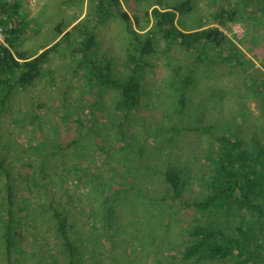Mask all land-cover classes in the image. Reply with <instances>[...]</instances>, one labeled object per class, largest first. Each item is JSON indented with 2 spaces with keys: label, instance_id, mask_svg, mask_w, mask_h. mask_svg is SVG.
Here are the masks:
<instances>
[{
  "label": "trees",
  "instance_id": "trees-1",
  "mask_svg": "<svg viewBox=\"0 0 264 264\" xmlns=\"http://www.w3.org/2000/svg\"><path fill=\"white\" fill-rule=\"evenodd\" d=\"M152 2L142 22L121 0H87L80 20L91 27L74 31L79 17L66 26L58 20L51 42L31 54L16 48L20 1L6 8L0 120L25 123L27 141L1 143L0 135V264H99L111 242L119 254L139 247L160 264L174 226L191 210L170 264H264V72L206 24H262L264 0L222 4L188 29L179 20L190 0ZM115 17L127 34L124 52L112 56L99 51L95 32ZM52 52L66 65L59 74L44 66ZM160 62L169 73L147 78ZM47 73L45 101L36 95L8 113L14 94ZM75 87L80 94L71 97ZM240 97L253 100L257 113ZM228 104L237 109L225 111Z\"/></svg>",
  "mask_w": 264,
  "mask_h": 264
},
{
  "label": "rangeland",
  "instance_id": "rangeland-1",
  "mask_svg": "<svg viewBox=\"0 0 264 264\" xmlns=\"http://www.w3.org/2000/svg\"><path fill=\"white\" fill-rule=\"evenodd\" d=\"M55 3V6L51 7V2ZM152 1L156 0H121L123 8L126 12L131 15L133 18V12H136L143 22L145 17V10L149 13L150 7L153 4ZM165 5H172L175 1L179 0H157ZM234 0H190L189 9L183 11V14L180 16V28L188 29L190 27H194L208 16L211 12L215 10L220 5H224L226 9L231 7V4ZM163 7V5H158ZM87 10V0H39L36 6L31 7L25 2L20 1V13L16 25L22 27L23 29L20 31L19 39L17 42V49L20 51L26 52V54H31L35 50H38L39 47L46 45L51 42L54 38L55 30L54 27L56 23L62 21V25L66 26L69 22L75 20L76 17H79L76 21L80 20L82 15H84ZM264 17V15L262 16ZM249 20V19H247ZM75 21V22H76ZM108 21L106 26H97L96 29V38L99 42V51H105L112 56L120 55L124 52V47L126 44L124 41V36L127 34L123 23H120V18H113ZM110 23V24H109ZM207 25L218 26L226 36L227 42H234L237 46H239L245 53H247L248 58H251L253 62V66H257L264 72V19L263 23L260 24L258 22H254L249 24L246 20H239L232 23H226L224 26L220 25L217 22L209 21L206 23ZM93 25L90 23L88 18L81 19L79 25L74 28V31L84 27H91ZM104 26V27H103ZM93 32V31H92ZM97 43V42H96ZM96 45V44H95ZM94 45V46H95ZM161 47V46H160ZM117 63V62H115ZM158 64L156 71L151 69L148 71L146 77L152 78V80H157L160 78L159 76H165L169 71L163 62ZM64 64V60L56 55L55 53H50L48 57V61L45 62V67L51 68L55 71L56 74H59L58 71H64L66 65L61 68V65ZM250 64H247L248 67ZM252 66V67H253ZM251 67V68H252ZM236 72V69H231V74L233 75ZM232 75H229L231 77ZM50 77V74L47 73L44 77L41 78L40 81H36L31 86H28L24 93L16 92L14 94V98L11 99L13 105L8 108V113L11 112L13 115L16 113L17 109L20 107H24L29 104L33 100H36V95L38 97H42L41 100L45 101L46 96L51 93L47 91V88L43 84V82ZM233 81V76H232ZM199 88L205 89V84L198 82L196 84ZM37 91V92H36ZM80 92L77 87L73 88L69 95L71 97L79 96ZM53 95V94H52ZM109 95V92H104V99ZM241 105L247 106L249 113H257L256 105L253 100L248 99L246 97H240L235 100ZM226 106V105H225ZM237 109L233 104H228L225 107V111L231 112ZM210 110V109H208ZM212 114H215V109L210 110ZM25 123H21L15 118L10 117L9 115L3 114L0 120V135L2 136L1 143L6 142L7 140H21L24 142L27 141V137L23 135ZM27 125V124H26ZM80 146L78 151L83 150V145L78 143ZM77 151L71 152L72 157L77 155L74 154ZM82 156V152H81ZM12 157V156H10ZM107 164V169L111 172L117 169L116 161L109 160L104 161ZM108 170L104 171V174H108ZM10 173V171H9ZM3 180L5 181L4 175L0 172V191H2ZM22 184H16L17 192H22L21 188ZM195 190L198 189L197 186H194ZM119 198H126L129 194H117ZM193 211H183L182 217L177 221L174 228L176 229L172 233V238L168 246L170 248H174L173 243H176L177 246H182V237H183V229L179 228L182 224H186L192 217ZM181 217V218H182ZM183 225V226H184ZM165 243L162 245V247ZM116 243H110V245H105L101 247L104 252L100 260L99 264H151L149 259L139 253V247L133 249V253L130 251V255L125 256L124 254H119L116 250ZM149 247H152L149 245ZM168 255L173 256L177 254L175 251H169ZM127 250H130L128 248ZM168 255H160L163 256L160 260V264H170V261L167 258H172ZM167 257V258H166ZM174 262V261H172ZM174 264H191L188 262L180 261V259L176 258ZM203 264H230L225 262H204Z\"/></svg>",
  "mask_w": 264,
  "mask_h": 264
},
{
  "label": "built area",
  "instance_id": "built-area-1",
  "mask_svg": "<svg viewBox=\"0 0 264 264\" xmlns=\"http://www.w3.org/2000/svg\"><path fill=\"white\" fill-rule=\"evenodd\" d=\"M25 2L31 7L36 6L39 0H18ZM12 0H0V45L6 46V26L5 21L8 18V12L6 10L9 7Z\"/></svg>",
  "mask_w": 264,
  "mask_h": 264
}]
</instances>
